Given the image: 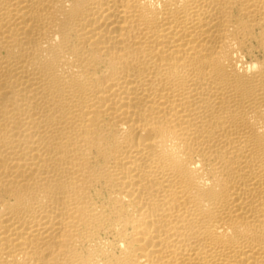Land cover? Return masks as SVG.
<instances>
[{
  "label": "bare ground",
  "instance_id": "1",
  "mask_svg": "<svg viewBox=\"0 0 264 264\" xmlns=\"http://www.w3.org/2000/svg\"><path fill=\"white\" fill-rule=\"evenodd\" d=\"M0 264H264V0H0Z\"/></svg>",
  "mask_w": 264,
  "mask_h": 264
}]
</instances>
